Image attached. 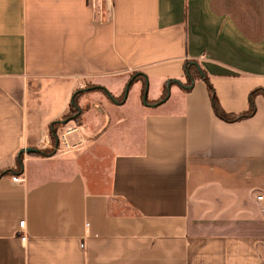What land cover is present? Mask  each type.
Returning <instances> with one entry per match:
<instances>
[{
  "label": "crops",
  "instance_id": "1",
  "mask_svg": "<svg viewBox=\"0 0 264 264\" xmlns=\"http://www.w3.org/2000/svg\"><path fill=\"white\" fill-rule=\"evenodd\" d=\"M186 65L245 112L264 0H0V172L52 149L0 176V264H264V95L223 122ZM130 73L153 91L137 114Z\"/></svg>",
  "mask_w": 264,
  "mask_h": 264
},
{
  "label": "trees",
  "instance_id": "2",
  "mask_svg": "<svg viewBox=\"0 0 264 264\" xmlns=\"http://www.w3.org/2000/svg\"><path fill=\"white\" fill-rule=\"evenodd\" d=\"M185 70H186V72H188L187 74H189V75L185 74L186 80H185V84L184 85H186V86H189L191 84V80L194 81V78L203 76V73H199L192 66L186 65L185 66ZM137 81H139V80L137 79L134 82H137ZM141 81L143 82V85H144L143 86V90H144V87H145V84H144L145 78H144V76H142ZM134 82H132V83H134ZM204 82L206 83V86H207L209 100H210V104H211V107H212L214 115L218 119H220L221 121L226 122V123H235V122L243 121L245 119H248V118L252 117L254 115V113H255V105H254L255 97L257 95H260V94L264 95V91L261 90V89L253 90L248 96V109L245 112H242V113H239V114H229V113L224 112L223 109L221 108V106L218 103L217 97H216L212 87L208 84L206 79H204ZM143 90H142V92H143L142 96L144 94ZM80 93L81 92H79L78 94H76L74 96L73 103L70 104L68 113L64 117H62L61 121L73 120L75 123H79L80 122V114L83 112V109L80 108L78 106V103H77V99L79 98ZM107 95H109V94H107ZM165 96H166V94H164L161 97V99H164ZM61 121H58V122L52 124V126H51L52 133H56L57 129L61 125ZM51 138H52V141L54 142L55 139H54L52 134H51ZM51 153H52V149H47V150L45 149V150H39L38 153H29L28 155L48 157L49 155H51ZM22 161H23V155L21 154L17 158L16 166L13 169H11V170H5L4 172H0V176H2V175H13V174L20 173L21 167H22Z\"/></svg>",
  "mask_w": 264,
  "mask_h": 264
},
{
  "label": "rangeland",
  "instance_id": "3",
  "mask_svg": "<svg viewBox=\"0 0 264 264\" xmlns=\"http://www.w3.org/2000/svg\"><path fill=\"white\" fill-rule=\"evenodd\" d=\"M142 75L141 74H135V73H130L129 75L125 76L124 79L122 80V82H117L119 83V90L123 89L124 86L126 85V83H132L134 81L141 80ZM97 81H93V82H89L86 84V87H92L95 86L97 84H99L100 82ZM193 85L195 86L194 90L196 92V94H203V92H207L206 91V86L205 83L202 80L197 79ZM141 85L139 83H132L130 84L128 91L126 93V96L124 95V99H127L126 105L127 107L130 106L131 109L133 110L134 114H137L139 112V110H141L142 108H145L146 106H149L153 101H152V95H153V91L151 89H149L148 84L145 83V87H144V94L142 96L141 93ZM165 92L166 95L170 96V88L168 87V85L165 86ZM120 93V92H119ZM121 94H118V96L116 97L118 101L121 100ZM98 116L100 117V115L98 114ZM87 117H89V119H91V123L93 125V128L96 127V122H95V118L93 117V113L89 114ZM97 121V120H96ZM71 124H69L70 126Z\"/></svg>",
  "mask_w": 264,
  "mask_h": 264
},
{
  "label": "built area",
  "instance_id": "4",
  "mask_svg": "<svg viewBox=\"0 0 264 264\" xmlns=\"http://www.w3.org/2000/svg\"><path fill=\"white\" fill-rule=\"evenodd\" d=\"M40 143H41V145H42L43 147H45V146H47V144H48V139H47V138H43V139H41ZM18 180H19V179H18L17 177H13V178H12V181H14V182H18ZM254 197H255V201H256L258 204L264 206V194L258 193V194H255ZM23 226H24V222H19V227H20V228H23ZM22 240H24V239L22 238Z\"/></svg>",
  "mask_w": 264,
  "mask_h": 264
},
{
  "label": "water",
  "instance_id": "5",
  "mask_svg": "<svg viewBox=\"0 0 264 264\" xmlns=\"http://www.w3.org/2000/svg\"><path fill=\"white\" fill-rule=\"evenodd\" d=\"M193 65H195L196 66V64H193ZM129 84L130 83H128L127 84V86H126V88H125V96H126V93H127V91H128V88H129ZM177 84L178 85H181L180 84V82H177ZM192 86H193V80H191V86H188V87H184V89H191L192 88ZM169 87V86H168ZM168 98V96L166 95V97L162 100V101H164L165 99H167ZM39 151L38 150H36V149H23L22 151H21V154H25V153H38Z\"/></svg>",
  "mask_w": 264,
  "mask_h": 264
}]
</instances>
